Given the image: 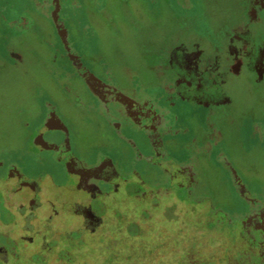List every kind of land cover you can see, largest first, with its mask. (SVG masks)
<instances>
[{
	"label": "flooded vegetation",
	"instance_id": "1",
	"mask_svg": "<svg viewBox=\"0 0 264 264\" xmlns=\"http://www.w3.org/2000/svg\"><path fill=\"white\" fill-rule=\"evenodd\" d=\"M20 1L30 3L32 8L42 5L41 18L50 24L49 40L41 46V52L52 49L41 67L44 79L61 85L65 94L61 95L63 104L70 107L67 110L102 134L109 149L97 144L86 157L79 155L73 139L76 132L63 115L67 111L48 95L40 97L43 114L33 128L28 148L19 154L0 155V261L16 259L21 245H32L31 254L36 257L51 251L55 256L59 248L63 255L67 254V248L76 241L84 242L87 235L94 237L116 224L108 217L121 212L123 201L129 199L146 200L163 209L194 208L201 219L222 226L226 232L219 237L217 247L219 243L227 247L225 252L221 251L222 258L213 264H264V193L261 197L249 193L247 183L229 157L222 163L233 188L245 200V205L238 208L240 215L215 220V213H209L204 204L193 201L186 205L194 193L201 195L205 191V179L187 159L182 160L179 151L185 147L183 139L179 144L173 143L186 131L175 102L180 101V95L195 93L183 92L182 73L173 63L172 52L162 56L164 61L155 66L153 78L128 62H121L123 78L118 75L117 69H121L116 60L107 58L96 43L98 21L108 19L114 23V0ZM118 1L132 20H144L149 26V13L159 0ZM237 1L242 6L237 8L238 18L224 41L227 47L217 46V33L199 20V13L198 28L185 34L190 37L185 36L188 46L198 45V68L193 79L204 85L210 82L206 84L209 88L219 81L215 80L219 73L240 72L244 59L232 54L229 48L238 44L243 46L241 51H247L256 38V21L264 17V0H249V9L244 8V0ZM205 14L213 17L215 13ZM0 20V70L4 71L21 66L33 56L31 45L27 54L20 52V48L22 43L26 44L23 33L34 28L26 24L27 15L21 17L24 24L17 29ZM30 20L34 23L33 18ZM248 34L251 43L245 38ZM192 46L189 51L195 47ZM260 60L256 62L262 70L264 57ZM250 136L264 145V131ZM222 138L201 141L198 148L214 152L215 148L220 149ZM125 145L130 149L122 150ZM149 170L158 171L163 177L152 180L147 176ZM59 217H63L62 221L57 220ZM181 251L184 255L183 247ZM203 264H210L209 260Z\"/></svg>",
	"mask_w": 264,
	"mask_h": 264
},
{
	"label": "rangeland",
	"instance_id": "2",
	"mask_svg": "<svg viewBox=\"0 0 264 264\" xmlns=\"http://www.w3.org/2000/svg\"><path fill=\"white\" fill-rule=\"evenodd\" d=\"M243 2L244 8L249 9L251 2ZM29 5L20 0H0V19L5 25L17 29L24 24L21 17L27 15L29 21L26 24L34 28L27 34L23 33L26 44L22 43L24 46L20 48V52L27 54L31 45L33 56L21 66L0 70V155H15L28 148L33 128L43 114L40 97L46 98V95L67 111H63V115L76 132L77 137L73 139L77 142L79 155L86 157L97 144L108 150L102 134L67 110L70 107L63 104L61 95L65 94L61 85L44 79L41 67L47 62L52 49L48 47L46 52H41V46L49 40L51 28L49 22L41 18L44 12L42 5H37L36 9ZM241 6L237 0H159L149 13L150 23L147 22L149 26H146L144 20H132L119 1L114 0L111 5L114 23L101 18L97 23L96 43L107 58L116 60L117 67L121 69H117L118 75L123 78L121 62H128L137 71L139 69L148 78H153L155 66L164 61L162 56L172 52L173 63L182 73L180 85L183 92L195 93L180 95V101L175 102L186 131L173 143L179 144L183 139L185 147L179 151L182 160L187 159L205 179V191L201 195L194 193L186 205L193 201L204 204L209 213H215V220L222 221L233 215L239 216L238 208L245 205V200L230 183L229 173L222 163L226 156L247 183L250 194L261 197L264 193V145L253 141L250 136L264 131V68L261 70L256 62L264 57V17L256 21L259 26L252 43L250 35H246L245 38L252 44L247 51H241L243 46L238 44L229 48L232 54L244 59L240 72L230 70L219 73L215 79L219 81H215L210 88L206 86L210 82L204 85L193 79L198 68V45H189L193 47L189 51L185 34L198 28L199 13V20L206 22L212 32L217 33V46L224 44L227 47L224 41L231 35L230 26L238 18L237 8L241 9ZM207 12L215 14L210 17L205 14ZM173 48L175 50L171 51ZM147 50L152 51L153 56ZM220 136L223 137L221 145H218L220 149L215 148L211 153L199 150L201 141L218 140ZM129 149L128 145L122 147L124 151ZM152 171H148V178L155 180L163 177L162 173ZM166 199L163 198V201H168ZM122 205L121 212L108 217V220H116V224L94 237L87 235L84 242L76 241L67 248L70 250L67 254L63 255V249L59 248L55 256L51 251L36 257L31 254L32 245H21L16 259L4 263L0 261V264H31L34 261H37L36 264H203L208 260L213 264L225 252L227 244L222 247L219 243L221 246L217 247L225 229L216 222L201 219L197 209L156 208L146 200L129 199H125ZM214 208L218 211L213 212ZM62 219L57 218L59 221ZM158 239L167 244L166 249L161 250L162 256H157L159 250L153 248ZM145 242L146 248L143 249Z\"/></svg>",
	"mask_w": 264,
	"mask_h": 264
},
{
	"label": "trees",
	"instance_id": "3",
	"mask_svg": "<svg viewBox=\"0 0 264 264\" xmlns=\"http://www.w3.org/2000/svg\"><path fill=\"white\" fill-rule=\"evenodd\" d=\"M158 240H159L158 242L155 241V245H153V246H155V247H153V248H155V250H159V251L157 252V256H158V255L162 256L163 254L161 253V252H162L161 250L166 249L167 244H166L165 241H163V239H158ZM144 248H146V242L143 243V249H144ZM153 248H152V250H153ZM149 251H150V250H148V252H149Z\"/></svg>",
	"mask_w": 264,
	"mask_h": 264
}]
</instances>
